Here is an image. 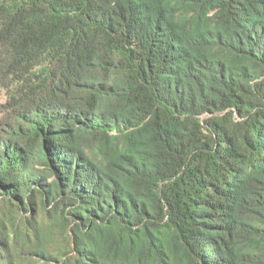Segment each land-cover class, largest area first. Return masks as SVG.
I'll use <instances>...</instances> for the list:
<instances>
[{"label": "trees", "instance_id": "1", "mask_svg": "<svg viewBox=\"0 0 264 264\" xmlns=\"http://www.w3.org/2000/svg\"><path fill=\"white\" fill-rule=\"evenodd\" d=\"M0 264H264V0H0Z\"/></svg>", "mask_w": 264, "mask_h": 264}, {"label": "rangeland", "instance_id": "2", "mask_svg": "<svg viewBox=\"0 0 264 264\" xmlns=\"http://www.w3.org/2000/svg\"><path fill=\"white\" fill-rule=\"evenodd\" d=\"M0 100H1V101H4V100H5V97H4L3 93L0 94Z\"/></svg>", "mask_w": 264, "mask_h": 264}]
</instances>
